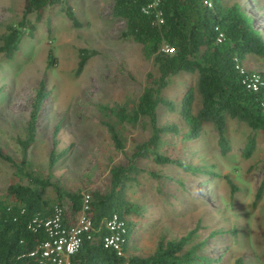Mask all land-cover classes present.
I'll list each match as a JSON object with an SVG mask.
<instances>
[{
    "label": "rangeland",
    "instance_id": "rangeland-1",
    "mask_svg": "<svg viewBox=\"0 0 264 264\" xmlns=\"http://www.w3.org/2000/svg\"><path fill=\"white\" fill-rule=\"evenodd\" d=\"M222 2H237L250 12L264 39V0ZM66 6L76 24L65 15ZM21 7L22 0H0V33L7 24L16 23ZM110 8L111 0H57L43 7L38 19L29 13L31 33H27V24L16 47L8 55L0 52V146L19 160L16 138L24 133L29 102L43 77L49 94L37 114L35 140L28 149L29 168L40 175L47 172L51 132L58 123L53 146L58 156L49 170L50 178L68 190L104 188L109 166L124 164L132 144L149 132L146 117L134 124L120 122L108 109L124 100L132 102L142 88L146 70L152 68L140 45L121 35L123 21L113 16ZM48 46L55 61L45 67ZM79 47L95 53L75 74ZM239 65L264 72V56L248 52ZM196 76L195 71L186 70L171 74L161 95L172 101L173 108L155 107L156 123H173L177 129L174 134H162L158 149L187 163L190 169L154 163L149 158L137 160L139 170L127 195L143 206L145 215L134 225L126 253L147 254L158 238L177 237L195 225L188 244L198 243L196 252L210 264H264V186L260 199L250 207L254 189L264 175V132L256 131L248 157L241 154V147L249 127L234 118L225 124L224 151L209 122L202 124L197 138L187 137L180 101L187 87L194 89ZM104 121L114 123L122 134L121 150L112 147ZM225 173L237 187L231 195L222 177ZM10 181L24 182V178L0 159V194ZM46 195L55 199L50 187ZM214 230L220 231L212 234Z\"/></svg>",
    "mask_w": 264,
    "mask_h": 264
},
{
    "label": "trees",
    "instance_id": "trees-1",
    "mask_svg": "<svg viewBox=\"0 0 264 264\" xmlns=\"http://www.w3.org/2000/svg\"><path fill=\"white\" fill-rule=\"evenodd\" d=\"M56 1L22 0L18 20L15 24H7L0 33V52L8 55L16 47L22 28L29 24V13H34L38 19L43 7ZM151 1L111 0L110 8V13L123 21L121 35L140 45L152 68L146 70L142 88L132 102L124 100L108 109L120 122L134 124L146 117L148 135L132 144L124 164L109 166L108 182L104 188L91 187L82 192L64 189L50 178L49 170L58 156L53 150L58 127L55 123L51 132L52 145L47 153V172L45 175L34 173L29 168L28 149L35 140L38 111L49 94L43 77H40L29 102L24 133L16 138L19 160L15 161L0 146V159L10 165L15 175L24 178V182H8L0 194V264H41L39 244L48 237L42 221L51 217L58 208L60 222L70 225L73 221L69 219L82 208L84 193L88 197L83 211L90 225L80 232L79 244L68 255L67 264H210L204 255L196 252L198 243L188 244L196 232L195 225L177 237L158 238L153 250L147 254L126 253L133 227L145 215L143 206L129 198L127 189L134 183V175L139 170L138 159L149 158L154 163H172L189 168L187 163L158 149L163 133L174 134L177 131L173 123H156L155 107L161 104L168 110L173 108L172 101L162 97L161 92L169 76L178 70L197 73L194 89L187 87L180 101V115L188 124L186 136L197 138L202 124L209 122L220 149L224 151L225 124L234 118L249 127L241 154L244 157L250 155L256 131L264 132V72L242 69L239 63L248 52L264 56V39L254 24L252 14L237 2L156 0L154 5L148 6ZM64 13L71 23L76 22L69 6L64 8ZM31 25L27 33H31ZM94 53V49L86 47L77 49L75 74ZM45 57V67L51 66L55 58L49 46ZM252 71L258 72L263 79V84L256 89L247 87L243 81ZM103 123L112 147L121 150L124 138L119 129L110 121ZM191 169L205 171L199 167ZM148 173L157 177L151 170ZM222 177L231 195L237 187L226 173ZM263 186L264 175L254 189L251 208L260 199ZM47 187L53 190L55 199L46 195ZM113 215L124 226L121 254L103 244V236L109 232L105 221ZM216 231L220 230L211 233ZM261 239V255L264 257V233Z\"/></svg>",
    "mask_w": 264,
    "mask_h": 264
},
{
    "label": "built area",
    "instance_id": "built-area-1",
    "mask_svg": "<svg viewBox=\"0 0 264 264\" xmlns=\"http://www.w3.org/2000/svg\"><path fill=\"white\" fill-rule=\"evenodd\" d=\"M155 3L156 0H152L147 5H154ZM243 81L251 89H256L257 86L263 84V79L256 71L250 72ZM262 107L264 109V96ZM87 197L88 194L84 193L82 208L70 225L66 226L60 222V211L58 208L55 209L51 217L42 221L48 237L39 244L41 264H67L68 255L75 251L79 244L80 232L87 229L90 225L89 219L83 211L86 207L85 201ZM105 226L109 232L103 236V244L113 248L117 254H121L122 232L124 230L122 221L113 215L106 219Z\"/></svg>",
    "mask_w": 264,
    "mask_h": 264
},
{
    "label": "crops",
    "instance_id": "crops-1",
    "mask_svg": "<svg viewBox=\"0 0 264 264\" xmlns=\"http://www.w3.org/2000/svg\"><path fill=\"white\" fill-rule=\"evenodd\" d=\"M248 70V69H247Z\"/></svg>",
    "mask_w": 264,
    "mask_h": 264
}]
</instances>
